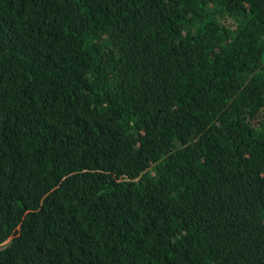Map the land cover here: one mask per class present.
Here are the masks:
<instances>
[{
    "label": "trees",
    "instance_id": "16d2710c",
    "mask_svg": "<svg viewBox=\"0 0 264 264\" xmlns=\"http://www.w3.org/2000/svg\"><path fill=\"white\" fill-rule=\"evenodd\" d=\"M0 264H264V0H0Z\"/></svg>",
    "mask_w": 264,
    "mask_h": 264
}]
</instances>
